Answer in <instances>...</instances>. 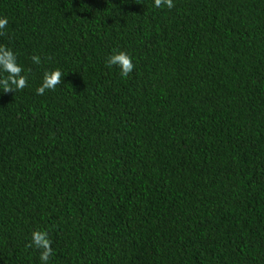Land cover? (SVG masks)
<instances>
[{
	"label": "trees",
	"instance_id": "1",
	"mask_svg": "<svg viewBox=\"0 0 264 264\" xmlns=\"http://www.w3.org/2000/svg\"><path fill=\"white\" fill-rule=\"evenodd\" d=\"M152 3L0 0V264H264V0Z\"/></svg>",
	"mask_w": 264,
	"mask_h": 264
},
{
	"label": "clouds",
	"instance_id": "2",
	"mask_svg": "<svg viewBox=\"0 0 264 264\" xmlns=\"http://www.w3.org/2000/svg\"><path fill=\"white\" fill-rule=\"evenodd\" d=\"M154 8L166 7L171 10L174 7V0H153ZM8 25L6 17H0V32ZM35 65L41 63L40 57L33 55L30 57ZM105 66L108 68L115 67L121 77H127L133 72L135 65L133 58L126 52L114 50L106 61ZM62 72L59 68L51 71H45L42 75L41 82L35 90V94L42 96L46 91H54L61 84ZM28 75L21 65L17 62V54L8 47L0 45V92H18L27 86ZM51 240L48 232L44 230H35L31 233L29 247L40 251V264H49L50 257L53 255Z\"/></svg>",
	"mask_w": 264,
	"mask_h": 264
}]
</instances>
